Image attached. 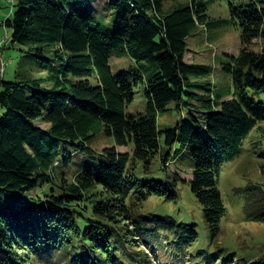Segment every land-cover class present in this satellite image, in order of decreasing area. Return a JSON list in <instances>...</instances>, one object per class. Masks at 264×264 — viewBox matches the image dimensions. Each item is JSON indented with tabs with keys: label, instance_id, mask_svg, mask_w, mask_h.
Listing matches in <instances>:
<instances>
[{
	"label": "trees",
	"instance_id": "trees-1",
	"mask_svg": "<svg viewBox=\"0 0 264 264\" xmlns=\"http://www.w3.org/2000/svg\"><path fill=\"white\" fill-rule=\"evenodd\" d=\"M0 1L14 6L1 26L12 42L29 46L14 80L2 76L0 51V264H117V257L124 264H152L134 244L141 241L186 252L200 235L194 222L169 215L181 183L190 185L212 237L220 235L228 211L223 167L257 126L264 132V0H228L231 20H210L203 0L168 13L163 0H106L111 25L96 13V0ZM230 22L245 46L225 54L231 84L219 88L211 66L187 61L186 40L200 25ZM255 40L262 41L261 52L250 49ZM124 53L153 66L147 114L126 111L135 84L110 65L111 56ZM31 61L48 75L34 76ZM172 102L191 110L175 127L159 130L157 116ZM100 132L116 146L105 147L99 163L69 170L71 154L87 150ZM158 157L166 175L141 179L137 173H154ZM176 160L188 162L190 180L179 166L168 172ZM152 197L162 201L163 213L137 211ZM244 199L246 219L264 223V180L244 189ZM162 234L169 236L166 243ZM234 257L218 264H232Z\"/></svg>",
	"mask_w": 264,
	"mask_h": 264
},
{
	"label": "rangeland",
	"instance_id": "rangeland-1",
	"mask_svg": "<svg viewBox=\"0 0 264 264\" xmlns=\"http://www.w3.org/2000/svg\"><path fill=\"white\" fill-rule=\"evenodd\" d=\"M193 0H163L165 13H168L182 5H190ZM208 2V13L210 20L225 18L231 20L228 0H203ZM250 3V0H237V2ZM106 0H96V13L104 18L106 25H111L112 10L103 8ZM264 7V4L262 5ZM14 15L13 4H6L0 1V22L7 17ZM187 54L186 59L189 62L197 64H206L213 68L210 75L217 87L228 88L231 84L230 76L223 70V62L226 60V53L238 52L243 45L241 38V30L231 22L220 27H208L200 25L187 37ZM0 51L2 54L5 68L2 76L5 80H14L19 70V64L24 56L28 55L29 46L21 45L11 41V32L0 24ZM250 49L261 52L263 43L261 40H255L250 44ZM110 65L113 73L119 74L125 72L130 81L135 84L134 100L128 105L126 111L130 115L147 114V97L145 94L147 81L151 76L153 66L146 62L134 58L129 53L122 55H113L110 58ZM28 69L37 77H46L48 75L46 69L38 65L36 61L29 63ZM141 77V78H138ZM93 84H96L94 77L90 78ZM188 102L190 98H186ZM182 107H178L177 102L169 104V110L160 112L157 116L159 130L175 127L179 121L187 116L191 107L181 103ZM199 114V113H198ZM43 126L44 123L40 122ZM264 126V121L259 124ZM162 141L165 140L164 134H161ZM116 146L115 138L99 133L96 138L90 142L87 150L80 151L78 154L72 153L74 160L68 167L69 170H80L83 163L101 161V151L105 147ZM118 150L126 152L129 147H120ZM71 151H73L71 149ZM188 151V150H187ZM65 153V152H64ZM95 156L96 160L91 157ZM161 158L158 157L153 163L152 171L154 173H146L139 171L137 174L141 179H146L145 175L164 174L162 171ZM188 162L186 160H176L168 165V172H175L177 166L180 167L181 175L190 180L191 173L188 170ZM61 167L58 169L60 170ZM67 169V168H66ZM67 169V170H68ZM264 180V132L258 130V126L249 134L244 141V145L240 154L233 160L225 163L221 178L220 189L223 193L225 202L228 206L227 214L222 220L221 234L213 238L210 226L203 214L202 207L195 195L192 193L190 185L180 184V195L176 203L169 202V215H173L176 220H190L196 224L199 232V240L184 252L175 247L173 244L167 246H157L154 244H142V241L134 242L140 245L138 247L147 253L152 264H194L197 261L201 264H218L223 258L233 253L235 254L232 264H250L253 261L260 262L264 260V223L248 221L245 214L244 189L249 186H257ZM143 209L147 213H163L164 207L159 198L152 197L145 202ZM136 211V212H137ZM161 235V240L166 243L169 236ZM197 250L202 251V256H196ZM185 259L178 261L176 255ZM217 256L210 259V256ZM192 256H195L192 258ZM260 260V261H259ZM28 261H31L29 258ZM239 262V263H238ZM264 263V262H263ZM47 264V263H34ZM54 264V263H51ZM117 264H124L122 257H117ZM126 264H129L127 262Z\"/></svg>",
	"mask_w": 264,
	"mask_h": 264
},
{
	"label": "built area",
	"instance_id": "built-area-1",
	"mask_svg": "<svg viewBox=\"0 0 264 264\" xmlns=\"http://www.w3.org/2000/svg\"><path fill=\"white\" fill-rule=\"evenodd\" d=\"M2 1H5V2H14L15 0H2Z\"/></svg>",
	"mask_w": 264,
	"mask_h": 264
}]
</instances>
